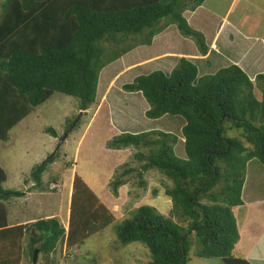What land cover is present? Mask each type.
Returning <instances> with one entry per match:
<instances>
[{
    "label": "trees",
    "instance_id": "obj_1",
    "mask_svg": "<svg viewBox=\"0 0 264 264\" xmlns=\"http://www.w3.org/2000/svg\"><path fill=\"white\" fill-rule=\"evenodd\" d=\"M202 2L0 0V142L5 143L14 127L56 94L77 101L78 120L70 131L75 129L95 103L101 71L136 46L150 45L169 25L205 54L203 35L182 16ZM121 89L142 95L148 105L147 119L167 115L184 120L185 159L174 153L177 137L159 131L120 133L108 142L115 151H133V164L118 167L109 181L113 195L131 178L143 189L146 181L140 171L154 170L171 183L164 189L171 203L170 217L153 207L139 206L132 219L121 222L117 239L123 245H144L151 257L146 264H186L187 235L193 234L200 245L197 257L248 264L231 255L238 239L231 209L243 205L247 163L255 159L264 165V72L251 81L237 65H230L198 78L196 66L181 58L168 75L153 71ZM76 116L65 123L64 131ZM45 132L59 138L51 128ZM58 150L46 163L58 159ZM142 160L146 162L140 165ZM44 170L42 164L30 173L40 190L45 189L39 182ZM5 182L6 172L0 165V264H32L34 249L39 250L36 264H58L54 251L64 241L58 217L9 227L7 203L19 192L2 190ZM68 209V250L115 219L78 174L73 177ZM172 217L185 220L186 229Z\"/></svg>",
    "mask_w": 264,
    "mask_h": 264
},
{
    "label": "rangeland",
    "instance_id": "obj_2",
    "mask_svg": "<svg viewBox=\"0 0 264 264\" xmlns=\"http://www.w3.org/2000/svg\"><path fill=\"white\" fill-rule=\"evenodd\" d=\"M205 0H203L202 4ZM201 4V5H202ZM200 5V6H201ZM209 6L218 7V12L222 9L220 2L212 0L208 3ZM198 6V7H200ZM197 7V8H198ZM196 8V9H197ZM203 8V7H202ZM252 14V13H250ZM247 14L245 17L238 14V18L244 24L240 25V31L247 35V37H253L260 34L261 26L258 22H264L263 12L259 13V18L253 17ZM251 24V25H249ZM175 28V27H174ZM235 44V49L231 57L237 59V62L244 63L243 68L248 72V75L252 76L258 72L264 71V67L256 68L253 64L255 60L261 65L264 51L257 48L254 53L248 56L244 50V43L241 42ZM162 46L161 48H164ZM253 66V67H252ZM224 68L225 66H221ZM258 67V66H257ZM162 68V67H160ZM117 69V68H116ZM164 72H168V66L163 65ZM139 71H136V73ZM135 73V74H136ZM150 73V72H148ZM148 73L140 72L134 75L132 79L139 75H146ZM263 73V72H262ZM134 73L122 80H116L115 86L119 87L121 81L125 82ZM111 75V67H106L101 71L97 82L98 86H102L104 89L107 86V90L101 99V109L96 108L93 104L86 114L79 118V125L70 131L67 136L62 140L60 139L66 134L65 123L71 120L77 115L76 103L77 101L71 97H65L63 95H54L46 104L37 107L34 113L27 116L16 127L9 132L8 140L3 143L0 142V165L4 169L7 175L5 184L1 186L2 190L14 189L19 191V194L26 192L27 187L21 190L22 183L20 179H24L34 169L36 172L41 164H44L45 172L41 175L43 184L53 183V179H62L65 181L63 186L57 185V190L53 191H39L35 187H32L29 191L32 194L22 197L20 207L25 210L26 215L34 220L43 219L45 216H56L62 219L66 215V211L69 208L68 190L70 184L66 183L70 179L72 168L74 173H77L85 184L93 191V193L105 203L113 215L115 216L109 226L100 230L98 233L85 239L83 243L74 247L70 252V255L65 261L60 260L57 257L58 264H146L151 261L149 252L144 245L140 243H128L122 244L116 236V230L120 226L121 222L125 219H132L137 207L150 206L157 210L159 214L164 217H170L171 203L170 200L165 197L164 189L170 187V182L163 176H160L156 171L150 170L142 172L145 177L146 186L143 189L137 188L135 185L136 180L130 179L122 189L120 188L118 195L115 196L108 186L109 181L112 179L115 171L118 167L126 164H133V151L131 149H123L121 151H115L114 148H109L108 142L115 136L112 133V128L108 123L107 107L108 101L111 95H114L109 88L111 85L108 80ZM211 75L205 73L202 76ZM131 79V80H132ZM112 84V83H111ZM99 89V93L103 89ZM123 92V91H122ZM255 96L259 98V92L254 89ZM258 92V93H257ZM126 93V92H123ZM107 97L109 100H107ZM114 98V97H113ZM112 98V99H113ZM124 100V99H122ZM104 102V104H103ZM100 103V101H99ZM134 106L133 104H131ZM129 119L130 115L124 113ZM166 119L161 121L160 125H165L163 128L169 130L172 135L178 137L179 124L181 119L179 117L165 116ZM78 120V115L72 121ZM51 128L59 135L57 141L47 134L46 129ZM164 131V130H163ZM168 133V132H167ZM232 132H228L230 135ZM235 133L232 136H237ZM60 145V146H59ZM59 147L58 159L54 163H46L48 156H51L53 152H56V148ZM179 139L174 148V153L178 158L185 159L180 151ZM179 154V155H178ZM184 155V154H183ZM146 161L142 160V164ZM65 164L66 169L63 167ZM136 165V163H135ZM134 165V166H135ZM125 170V168H124ZM68 179V180H66ZM60 183V182H59ZM130 183L134 186H130ZM34 186V184L29 185ZM70 192V190H69ZM33 195V196H32ZM14 199L10 200L13 203ZM258 209L256 206L233 208L231 213L236 221L238 227L242 230H249L250 228L260 231V226L264 221V212L262 213V206ZM248 208V209H247ZM15 208H10L11 214ZM69 210V209H68ZM23 216V213L16 212L14 215L15 220H19ZM63 220V219H62ZM176 224L186 229L187 223L185 220L172 217ZM238 234V233H237ZM252 240L251 237H240L236 241V245L240 242H248ZM233 246L231 255L237 254ZM200 245L193 234L187 235L186 244V264H222L219 259H203L196 256ZM235 250V251H234ZM234 252V253H233ZM25 264H27L25 262Z\"/></svg>",
    "mask_w": 264,
    "mask_h": 264
},
{
    "label": "crops",
    "instance_id": "obj_3",
    "mask_svg": "<svg viewBox=\"0 0 264 264\" xmlns=\"http://www.w3.org/2000/svg\"><path fill=\"white\" fill-rule=\"evenodd\" d=\"M210 1L212 0H205L204 3L194 11H184L182 14L190 28L200 32L203 35L205 44L208 48L205 54H201L191 40L182 37L174 25H169L161 33L155 35L152 38L150 45L136 46L134 49L120 56L106 66L107 68L111 67V75L110 77L108 75V82L111 85V88L109 89L114 95H111L110 100L107 97V100H109L107 115L108 123L113 129L112 133L115 135L114 137H116L119 133L140 134L150 131H159L165 134L170 133L169 130L163 128L165 125H160L161 121L166 119L165 116L167 115L156 120L147 119L145 117V112L148 110V105L143 99L142 95L140 93H123L124 91L121 89V86L124 85L123 81H121L119 87L115 86L114 83L116 80L125 79L132 73L134 74L130 76V78L125 82L129 81L131 83L138 76L134 77L133 79L132 77L139 74L140 72L151 73L153 71H161L168 75L177 65L178 60L181 58L189 60L196 66L198 78L202 77V75L205 73H210L212 75L217 70L221 69V66L228 67L230 65H237L244 71L251 81L254 80V77L257 74L264 72H258L257 69L256 73L250 76L248 75V72L245 70V68H243L245 64L237 62V59L231 57L234 51H236L234 50L235 44H242L241 42H245L243 47L248 56H252L257 48H260L264 51V22H258L259 26H261L260 34L256 33V35L253 37H247L246 34L240 31V25L244 23L243 20L241 21L238 18L239 13L242 17L252 13L250 15L259 18L260 12H263L264 15V0H215V2H220V5H222L220 12L217 10L218 7L215 8L214 6L208 5ZM162 46L165 47L161 48ZM260 61H262L260 62L262 63L261 65H259L257 60L253 62L256 68H260L262 66L264 67V57L263 59L261 57ZM163 65L168 66L167 73L164 72L165 70H163ZM136 71L139 72L136 73ZM107 86H105L104 89L102 86H98L95 96L94 104L96 108L94 113L98 109H101V99L104 93L108 91ZM100 88L103 89L101 93H99ZM131 104L135 105L132 106ZM125 112L130 115L129 119H127V116H124ZM179 118L181 119V123L179 124V130L181 131L185 123L181 117ZM124 123H126V126ZM177 139H179L181 149L178 153H181L182 156H184V139L181 135V132L178 133ZM53 140L57 141L56 139ZM44 172L45 170L41 173V175ZM30 173L31 170L24 179H20L22 183V187L20 186L21 190H24L25 187H28L29 185L36 184ZM74 174L77 173H74V169L72 168L71 175L69 177L70 180L66 182L68 184L71 183L69 189L70 192L68 190L67 194L68 199L72 193ZM53 180H55V183L58 182L57 185L60 186H63V183H65V181L62 179ZM32 187L33 186H31V188ZM52 191L54 192V190ZM29 194L32 193L28 191L22 192L19 194V196L13 198V203H10V201L7 203V223L9 227L19 225L24 226L34 221V219L29 218L28 215H26L25 210L20 207L21 200L23 199L22 197H26ZM241 201L243 205L237 208H250V206L254 205L260 209L261 203H264V165H261L255 159L250 160L246 165L245 181L241 191ZM10 208H15L11 214L9 213ZM16 212L23 213V216H21L19 220L14 219ZM263 212L264 204L262 206V213ZM46 217L50 216H45L44 218ZM62 219H59V223L64 230V241L61 245L59 244L55 248L54 254L56 255V258L58 257L60 260L65 261L74 248L73 247L68 250L66 246V237L69 232L68 209L66 211L65 217ZM235 224L238 233V239L240 234V237H251L252 240L250 243L239 242L237 245L235 244L234 249L236 250L237 254L234 255V257L242 259L248 264H264V221L260 226V231L252 228L249 230L242 228L241 230L238 227V222L236 223L235 221Z\"/></svg>",
    "mask_w": 264,
    "mask_h": 264
},
{
    "label": "clouds",
    "instance_id": "obj_4",
    "mask_svg": "<svg viewBox=\"0 0 264 264\" xmlns=\"http://www.w3.org/2000/svg\"><path fill=\"white\" fill-rule=\"evenodd\" d=\"M96 91H97V90H96ZM137 93H138V92H137ZM119 134H120V133H119ZM130 134H131V133H130ZM54 153H55V152H53V154H52L51 156H48V158L54 156ZM48 158H47V159H48ZM41 165H42V164H41ZM41 165H40V166H41ZM56 179H57V178H56ZM39 180H40V181H39L40 184L45 188L44 190H42V189L40 190V189H38L37 185L34 184L33 187H35V188L38 189L39 191H44V192H45V191H52V190L55 191V190L57 189V183H58V182L55 183V180L52 181L53 183H47V182H45V185H44V184H43V180L41 179V174H40V178H39ZM57 180H58V179H57ZM30 189H31V186H28L26 191L29 192ZM10 190H11V189H10ZM17 192H18V191H17Z\"/></svg>",
    "mask_w": 264,
    "mask_h": 264
},
{
    "label": "water",
    "instance_id": "obj_5",
    "mask_svg": "<svg viewBox=\"0 0 264 264\" xmlns=\"http://www.w3.org/2000/svg\"><path fill=\"white\" fill-rule=\"evenodd\" d=\"M76 121H77V119H76ZM75 122H73V124L71 125L70 129L67 130L66 134L60 139V142L59 143L62 142V140L67 136V134L69 133V131L75 126ZM38 253H39V250L38 249H34L33 250V252H32V264H36Z\"/></svg>",
    "mask_w": 264,
    "mask_h": 264
},
{
    "label": "flooded vegetation",
    "instance_id": "obj_6",
    "mask_svg": "<svg viewBox=\"0 0 264 264\" xmlns=\"http://www.w3.org/2000/svg\"><path fill=\"white\" fill-rule=\"evenodd\" d=\"M56 150H57V148H56ZM56 150H55V151H56Z\"/></svg>",
    "mask_w": 264,
    "mask_h": 264
}]
</instances>
